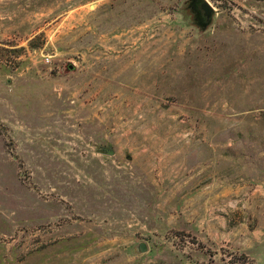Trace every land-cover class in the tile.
Segmentation results:
<instances>
[{
  "label": "rangeland",
  "instance_id": "374dc122",
  "mask_svg": "<svg viewBox=\"0 0 264 264\" xmlns=\"http://www.w3.org/2000/svg\"><path fill=\"white\" fill-rule=\"evenodd\" d=\"M187 1L0 0V264H264V0Z\"/></svg>",
  "mask_w": 264,
  "mask_h": 264
},
{
  "label": "water",
  "instance_id": "95a60500",
  "mask_svg": "<svg viewBox=\"0 0 264 264\" xmlns=\"http://www.w3.org/2000/svg\"><path fill=\"white\" fill-rule=\"evenodd\" d=\"M195 14V22L199 29L205 30L211 23L214 16V9L205 0H190L188 5ZM71 69V66H69ZM103 152L112 156L114 154L113 150L109 148H102ZM147 251V246L145 243H138L136 245L137 253H145Z\"/></svg>",
  "mask_w": 264,
  "mask_h": 264
},
{
  "label": "flooded vegetation",
  "instance_id": "af4514ba",
  "mask_svg": "<svg viewBox=\"0 0 264 264\" xmlns=\"http://www.w3.org/2000/svg\"><path fill=\"white\" fill-rule=\"evenodd\" d=\"M189 3H190V0H188V1L186 2V4H185V10L188 12V15L190 16L192 23H193L196 27H198V26L196 25V22H195V14L193 13L192 9H190V8L188 7Z\"/></svg>",
  "mask_w": 264,
  "mask_h": 264
}]
</instances>
